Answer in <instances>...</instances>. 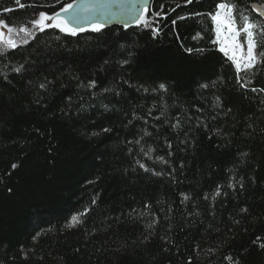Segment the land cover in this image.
I'll return each mask as SVG.
<instances>
[{
  "label": "trees",
  "instance_id": "obj_1",
  "mask_svg": "<svg viewBox=\"0 0 264 264\" xmlns=\"http://www.w3.org/2000/svg\"><path fill=\"white\" fill-rule=\"evenodd\" d=\"M75 1L0 0V20ZM220 2L0 46V264H264V46L238 75ZM224 2L264 26V0Z\"/></svg>",
  "mask_w": 264,
  "mask_h": 264
},
{
  "label": "snow or ice",
  "instance_id": "obj_2",
  "mask_svg": "<svg viewBox=\"0 0 264 264\" xmlns=\"http://www.w3.org/2000/svg\"><path fill=\"white\" fill-rule=\"evenodd\" d=\"M60 2V0H58ZM78 2V0H77ZM193 0H186V3H192ZM16 3L19 4V0H16ZM136 3L140 5L141 9H146L149 0H136ZM23 6V5H21ZM102 6V5H101ZM77 7V3H66L63 5V7L60 9V11L55 12L52 15H48L46 13L41 12L39 14V17L37 19H34L30 22V25H20L18 26L19 31H24L28 35H31V28L33 27H38L40 31H44L46 28H57L62 32L69 33L71 35H76L79 31H83L82 28L77 29L76 27H73L72 25L69 24L68 20L66 19V16L64 14H69L72 13L73 10ZM233 5H230L227 2H224V0H221L220 3L217 5V11L213 13H209L208 15L210 16L211 20L216 24V32L219 34L221 32L222 27L226 29L229 33L230 36H238L239 32H244L245 33V41L244 44H237V48H246V53L241 56L240 60L238 61L236 59L235 52L233 55L230 57V59L233 61L235 64L237 73H239L243 70L246 74L250 72L256 65V56L253 54L254 49L257 46H264V26H258L255 24H247L246 26L241 25L239 29H237L235 25V15H232V9ZM140 9H138L139 11ZM227 10V11H223ZM158 14V13H157ZM238 14V10H237ZM193 15L199 16L202 15L201 13H195ZM261 17H264V13L260 14ZM138 19V17L136 18ZM180 19H185L184 17H180ZM241 19L246 20V17H241ZM48 21H52V23H48ZM172 23L175 25L176 21L173 20ZM145 27L148 26L147 22L144 24ZM102 26H97L94 28V31H100ZM258 27L259 31L258 33H254L251 31L252 28ZM5 29L7 30L8 33H11L13 31V26L5 23L3 20H0V44H5L8 48H16L18 45L13 41L11 38L5 39ZM155 35V32L153 33ZM260 35L261 36V42L258 45V42L254 39V35ZM34 38V37H33ZM195 39V37H194ZM24 43H28L27 40L24 41ZM222 52H225V48L221 47L219 49ZM186 51L191 52L192 49H187ZM227 55L228 53L225 52ZM128 61H123V63H127ZM21 69L17 68L15 71L19 72ZM48 83H51L50 81ZM89 87H95V82H90ZM201 87L207 88L208 85H202ZM39 88L41 89H47V83H40ZM159 88L162 90H167L166 85L161 83L159 85ZM147 91V89H145ZM105 131H108V129H105ZM95 134V133H94ZM139 143V141H137ZM171 146V145H169ZM142 168H144V165H140ZM13 168L16 167L15 164L12 165ZM145 171H148V169L145 168ZM217 195H219V192H217ZM187 199V197H185ZM95 203V201H93ZM77 220L76 217L73 218V221L75 222Z\"/></svg>",
  "mask_w": 264,
  "mask_h": 264
},
{
  "label": "water",
  "instance_id": "obj_3",
  "mask_svg": "<svg viewBox=\"0 0 264 264\" xmlns=\"http://www.w3.org/2000/svg\"><path fill=\"white\" fill-rule=\"evenodd\" d=\"M74 3H77V7L73 12L64 15L70 25L84 29L94 23L134 25L141 19L144 11L151 8L153 0H149L146 9H141L136 0H76Z\"/></svg>",
  "mask_w": 264,
  "mask_h": 264
},
{
  "label": "rangeland",
  "instance_id": "obj_4",
  "mask_svg": "<svg viewBox=\"0 0 264 264\" xmlns=\"http://www.w3.org/2000/svg\"><path fill=\"white\" fill-rule=\"evenodd\" d=\"M223 11H227V10H223ZM232 15H234L233 14V9H232ZM249 23L250 22H248V21H246L244 23H239L235 19V25L234 26L237 29H239L241 25L246 26ZM215 26H216V24H215ZM255 29H257V27L252 28L251 31H253L255 33ZM30 30H31V35H28L26 32L19 31V30L18 31L13 30L11 33H8L7 30L5 29V39L11 38L13 41H15V43L17 45L24 44L25 40L29 41L31 38H33L35 33L37 31H39V28L38 27H33ZM254 39H255V35H254ZM216 40H217V43H218L219 47L220 48L224 47L225 48V52H227L230 57L235 52L236 59L238 61L240 60L241 56L246 53V48L241 49V48H237L236 47L237 44H241V45L244 44L245 33L242 32V31L239 32L238 36H230V33L226 29H224L222 27L221 32L219 34V38H218V34L216 32ZM0 46L8 48L5 44H0ZM253 54L256 56V65L254 67V68H256L257 66H259V64H260V62L262 60V53L259 51L258 46L254 49V53Z\"/></svg>",
  "mask_w": 264,
  "mask_h": 264
}]
</instances>
